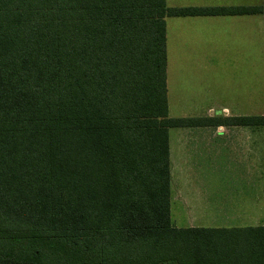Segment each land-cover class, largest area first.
<instances>
[{
	"label": "trees",
	"instance_id": "16d2710c",
	"mask_svg": "<svg viewBox=\"0 0 264 264\" xmlns=\"http://www.w3.org/2000/svg\"><path fill=\"white\" fill-rule=\"evenodd\" d=\"M209 13L0 0V264H264V227L172 221L166 18Z\"/></svg>",
	"mask_w": 264,
	"mask_h": 264
},
{
	"label": "crops",
	"instance_id": "0c3cea01",
	"mask_svg": "<svg viewBox=\"0 0 264 264\" xmlns=\"http://www.w3.org/2000/svg\"><path fill=\"white\" fill-rule=\"evenodd\" d=\"M167 5L210 12L166 18L170 117L201 121L169 131L173 224L264 227V126L216 125L264 116L263 108L253 111L258 100L264 104V13L216 14L264 7V0H167ZM173 70L207 72L206 105L195 99L199 83L175 84Z\"/></svg>",
	"mask_w": 264,
	"mask_h": 264
},
{
	"label": "rangeland",
	"instance_id": "374dc122",
	"mask_svg": "<svg viewBox=\"0 0 264 264\" xmlns=\"http://www.w3.org/2000/svg\"><path fill=\"white\" fill-rule=\"evenodd\" d=\"M176 70L171 71V81H173L175 84L178 80H180V86L183 85V82H188L190 80L194 81V82H198L199 84L196 87L197 90V95L195 97V99L198 101V103H200L202 106L206 105L207 103V98H205L206 96V90H207V72L206 71H202V70H195V71H178V72H174ZM179 74V78L177 77V74ZM186 99V98H185ZM257 106H255L254 108V112H257L258 114L261 113V110L263 108L264 110V104L260 103V101L258 100V104H256ZM251 104H249L248 109L249 111H252L251 109ZM262 110V111H263ZM205 170V174L207 172V167L204 168ZM181 227H186V225L183 224V226Z\"/></svg>",
	"mask_w": 264,
	"mask_h": 264
}]
</instances>
